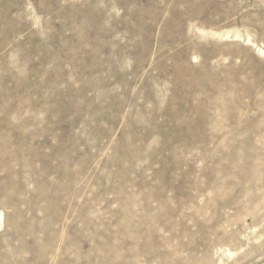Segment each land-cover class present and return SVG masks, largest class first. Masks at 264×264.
<instances>
[{"label": "rangeland", "instance_id": "374dc122", "mask_svg": "<svg viewBox=\"0 0 264 264\" xmlns=\"http://www.w3.org/2000/svg\"><path fill=\"white\" fill-rule=\"evenodd\" d=\"M0 264H264V0H0Z\"/></svg>", "mask_w": 264, "mask_h": 264}, {"label": "bare ground", "instance_id": "6f19581e", "mask_svg": "<svg viewBox=\"0 0 264 264\" xmlns=\"http://www.w3.org/2000/svg\"><path fill=\"white\" fill-rule=\"evenodd\" d=\"M225 241H227V240H225Z\"/></svg>", "mask_w": 264, "mask_h": 264}]
</instances>
